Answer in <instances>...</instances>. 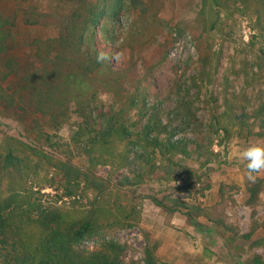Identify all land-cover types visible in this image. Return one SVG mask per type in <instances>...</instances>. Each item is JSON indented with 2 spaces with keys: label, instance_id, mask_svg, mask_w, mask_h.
<instances>
[{
  "label": "rangeland",
  "instance_id": "374dc122",
  "mask_svg": "<svg viewBox=\"0 0 264 264\" xmlns=\"http://www.w3.org/2000/svg\"><path fill=\"white\" fill-rule=\"evenodd\" d=\"M97 2L104 11L95 39L110 56L121 54L116 67L127 63L142 87L154 82L151 95L176 84L192 96L200 86L195 124L226 130L212 137L210 161L188 162L190 174L116 189L124 172L91 166L82 142L73 141L83 123L74 105L64 112L38 106L35 89L54 82L46 54L69 57L57 41L72 11ZM0 15L15 17L0 54L1 199L13 192L18 211L28 201L58 211L64 226L90 218L93 229L76 248L114 242L125 263L143 264L149 252L159 264H264V171L249 181L240 158L250 144H264V0H0ZM28 16L35 23L24 22ZM95 92L99 116L112 96L104 87ZM8 152L20 163L7 165Z\"/></svg>",
  "mask_w": 264,
  "mask_h": 264
},
{
  "label": "trees",
  "instance_id": "16d2710c",
  "mask_svg": "<svg viewBox=\"0 0 264 264\" xmlns=\"http://www.w3.org/2000/svg\"><path fill=\"white\" fill-rule=\"evenodd\" d=\"M99 5V2L80 4V13L72 11L70 27L57 41L65 46L69 57L58 55L56 60H51L49 53L46 54L44 62H55L47 71L54 82L44 79L41 87L35 89L38 106L42 108L52 103L46 105V109L51 106L52 109L59 104L60 112H64L74 105L73 111L83 123L78 125L72 139L75 143L82 142L81 148L91 166L99 164L109 166L114 172H124L112 183L116 189L155 179L167 180L178 171L190 174L193 169L188 162L201 166L210 161L214 156L212 137L226 130L212 125L204 129L201 124H195L198 119L191 107L193 101H201L200 86L192 96L176 84L164 93L155 91V95H151L150 89L156 84L148 82L142 87L139 73L134 70L130 75L127 63L122 68L116 67L112 60L97 63L99 51L108 53L95 39L104 11ZM28 17L23 21L35 23ZM14 25L15 17L0 15V54L9 47L10 30ZM62 62L66 64L65 69ZM125 73L131 77V83ZM99 87H104L112 97L109 110L97 116L99 109L95 111L93 100ZM58 89L63 91V96L52 98L50 93ZM87 90L92 92L84 97L83 92ZM4 161L7 165L20 163L11 152ZM159 174L162 176L157 178ZM17 197L12 192L0 198V247L5 253L0 264H137L122 261L119 258L121 247L114 242L103 243L97 250H78L76 243L93 229L90 218L69 220L68 226H64V215L35 208L30 201L26 202L25 209L18 211L21 205ZM32 224H36L35 233ZM255 260L258 263V259ZM143 264L159 263L147 252Z\"/></svg>",
  "mask_w": 264,
  "mask_h": 264
},
{
  "label": "clouds",
  "instance_id": "9594fccd",
  "mask_svg": "<svg viewBox=\"0 0 264 264\" xmlns=\"http://www.w3.org/2000/svg\"><path fill=\"white\" fill-rule=\"evenodd\" d=\"M115 60L116 64L121 60V54L109 56L104 51H99L96 56L97 63ZM240 158L246 161L247 178L251 182H255L257 173L264 171V144L253 143L246 147L241 153Z\"/></svg>",
  "mask_w": 264,
  "mask_h": 264
}]
</instances>
